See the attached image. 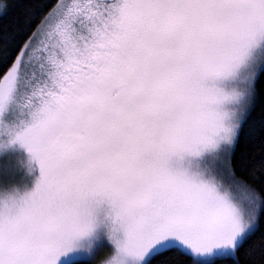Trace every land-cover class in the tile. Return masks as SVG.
<instances>
[{"label": "snow or ice", "instance_id": "1", "mask_svg": "<svg viewBox=\"0 0 264 264\" xmlns=\"http://www.w3.org/2000/svg\"><path fill=\"white\" fill-rule=\"evenodd\" d=\"M0 264H264V0H0Z\"/></svg>", "mask_w": 264, "mask_h": 264}]
</instances>
